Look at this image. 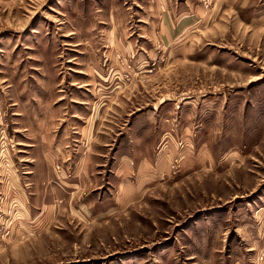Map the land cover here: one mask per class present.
<instances>
[{
    "label": "rangeland",
    "instance_id": "1",
    "mask_svg": "<svg viewBox=\"0 0 264 264\" xmlns=\"http://www.w3.org/2000/svg\"><path fill=\"white\" fill-rule=\"evenodd\" d=\"M186 1L0 0V264H264V0ZM83 116L113 142L105 175L116 141L188 160L40 231L25 158Z\"/></svg>",
    "mask_w": 264,
    "mask_h": 264
},
{
    "label": "crops",
    "instance_id": "2",
    "mask_svg": "<svg viewBox=\"0 0 264 264\" xmlns=\"http://www.w3.org/2000/svg\"><path fill=\"white\" fill-rule=\"evenodd\" d=\"M217 1L220 3L219 9L222 10L225 6L235 4L239 0ZM193 3L196 2L186 1V4ZM197 15L202 16L200 9ZM197 21L200 19L196 17ZM78 115L74 114L73 117L79 118ZM83 117L79 120L75 119L74 123L67 128V130H74L73 139H61L56 135H52L51 138L41 137L32 147L34 154L25 158L26 161H30L31 167L26 171L27 176L22 177L31 178L33 182L37 179V215L35 216L40 231L45 230L42 229L44 227L42 223L47 222L46 218L56 217L63 207L70 211L73 209L77 212L91 213L94 203L107 205L106 193L98 191L108 186L114 189L112 212L123 211L169 178L171 162L179 152L186 158L185 162L188 160L186 147L179 151L178 147L170 141L147 146L142 154H139L138 141L135 142L133 139L127 141L129 151L126 152L118 149L123 144L121 142L119 146L116 141L114 157L110 158L112 164L108 170L110 174L105 175L103 174L104 166L114 146L113 142L110 144L107 141L101 142L104 136L97 137L92 132L95 124L93 125L87 116ZM121 135H123L122 131L117 133L116 137ZM97 142L101 145L99 153H96L95 146L91 148L92 143L95 145ZM98 160L100 163L97 162ZM95 193L101 196H95ZM69 205L73 208L71 209Z\"/></svg>",
    "mask_w": 264,
    "mask_h": 264
}]
</instances>
